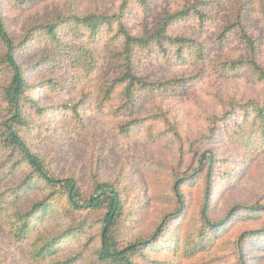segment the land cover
Segmentation results:
<instances>
[{
  "label": "trees",
  "instance_id": "trees-1",
  "mask_svg": "<svg viewBox=\"0 0 264 264\" xmlns=\"http://www.w3.org/2000/svg\"><path fill=\"white\" fill-rule=\"evenodd\" d=\"M212 28L215 47L234 43L228 51L240 55L209 61L211 47L201 37ZM31 47L42 52L32 64ZM190 64L199 66L192 76L160 75L162 66ZM203 68L227 78L248 72L260 91L246 101L220 99L222 113L203 121L206 142L190 145L187 177L174 186L178 210L150 235L130 240L123 174L95 181L87 193L74 175L55 173L37 148L40 135L51 132L48 119L59 112L85 128L88 109L113 119L122 138L144 133L153 144L178 138L172 105L163 100L183 95ZM33 70L75 75L79 99L44 103L36 90L67 94L77 87L68 91L49 77L32 81ZM148 100L154 112L145 115ZM219 143L241 157L239 169L208 147ZM263 153L264 0H0V264H249V252L264 249V202H236L217 217L215 186L219 179L225 189L238 185L264 164ZM156 164L159 187L168 164ZM190 181L200 182L203 199L198 212L186 215L183 184ZM237 220L261 225L237 237L229 228ZM170 234L173 257L158 261Z\"/></svg>",
  "mask_w": 264,
  "mask_h": 264
},
{
  "label": "rangeland",
  "instance_id": "rangeland-1",
  "mask_svg": "<svg viewBox=\"0 0 264 264\" xmlns=\"http://www.w3.org/2000/svg\"><path fill=\"white\" fill-rule=\"evenodd\" d=\"M214 32L215 28H212L201 37L205 38L211 47L209 61L223 55L222 53H231L229 55L232 56L240 55L236 49L232 52L228 51L231 47H235L234 43L226 44L223 48L215 47L212 43ZM26 53H29L27 55L32 64L37 61L42 52L31 47ZM26 58L28 57H23L22 61ZM198 68L199 66L194 64L178 65L173 69L162 66L160 75L170 77L187 73L188 76H192L199 70ZM203 69L200 80L183 95L169 96L163 100L166 105H172V116L180 128L178 138L166 139L157 144L149 141L144 133L122 138L113 129V119H106L101 113L88 109L82 112L86 121L85 128L77 126L72 118L69 120L64 112H59L49 117L52 121L48 119L51 132L40 135V145L37 148L52 159L55 173L62 176L74 175L83 184L87 193L94 192L95 181H110L117 179L119 174H123L125 177L123 181L128 189L127 195L130 197L129 209L133 213V218L129 222L132 225V233L129 231L128 237L130 240L136 239L138 235H150L166 216L178 210L179 204L174 196V186L176 183L185 181L187 177L183 176L182 171L188 165L190 145L202 146L206 142L204 138L208 130L203 121L210 114L222 113L223 105L220 104V99L237 97L246 101L260 91V88H255L249 82L248 72L227 78L206 68ZM45 77L61 82L68 91L70 87L76 86L77 91L72 93L69 91L67 94H51L42 89L36 90V95L41 97L44 103L57 106L64 101L74 102L79 99L80 88L77 86L75 75H68L67 72L61 70L38 72L33 70L30 74L32 81H39ZM151 105V100H148L143 108L145 115L154 112ZM219 144L221 148H218V144H211L208 147L218 150L219 156L231 159L233 164L229 167L239 169L241 157L225 143ZM261 156L264 158V153ZM259 159L260 157L256 158L258 162ZM158 162L168 164L166 175L165 171H162L165 175L162 178L164 183L159 187L154 185L159 179L156 164ZM259 166L260 168L256 170ZM257 168H254L250 175L243 177L238 185L229 186L226 189L222 186L221 179L217 181L214 207L217 217L223 216L226 209L236 202L245 204L264 202L261 200V186H264V164L260 161ZM183 186L186 205L190 209L186 215L192 214L193 210L198 212L203 199L202 185L200 182L190 181ZM260 225L261 222L244 224L243 220H237L229 228L233 235L238 237L244 231L257 229ZM3 232L4 224L0 223L1 236ZM171 234L163 245L165 250L157 254L159 255L158 261L173 257L172 251L176 244ZM248 256L249 264H264L263 247L260 251L252 249ZM145 264L151 263L145 261Z\"/></svg>",
  "mask_w": 264,
  "mask_h": 264
}]
</instances>
